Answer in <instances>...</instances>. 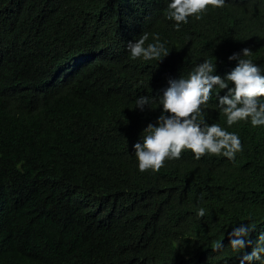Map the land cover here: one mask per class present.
<instances>
[{"label": "trees", "instance_id": "16d2710c", "mask_svg": "<svg viewBox=\"0 0 264 264\" xmlns=\"http://www.w3.org/2000/svg\"><path fill=\"white\" fill-rule=\"evenodd\" d=\"M143 1L0 0V264H240L227 234L264 233V125L228 126L227 90L201 118L238 135L233 160L185 150L141 173L133 147L169 80L205 60L224 80L247 48L264 76V0H226L179 31ZM144 33L180 57L132 59ZM140 96L156 100L141 111Z\"/></svg>", "mask_w": 264, "mask_h": 264}, {"label": "clouds", "instance_id": "9594fccd", "mask_svg": "<svg viewBox=\"0 0 264 264\" xmlns=\"http://www.w3.org/2000/svg\"><path fill=\"white\" fill-rule=\"evenodd\" d=\"M225 3L226 0H144L141 8L146 12L152 11L156 15L168 17L169 25L179 31L189 20H200L202 13L208 9L220 8ZM148 24L152 25L150 22ZM153 39L155 42L148 43L146 47V41L149 40L147 33L134 42H128L131 58L162 61L161 57H180L175 43L170 42L164 46L158 36ZM190 51L193 55L191 46ZM251 54L245 48L242 54L234 53L229 56V61L237 60L238 66L224 80L213 75L215 64L209 60L198 64L187 79L169 80V87L159 100L161 115L155 125L149 124L144 129L142 143L133 146L141 173L148 170L158 172L165 160L179 159L185 150L192 152L196 160L206 154L222 155L228 160L235 158L236 153L242 150L238 135L223 130L218 124L207 125L201 118V106L207 104L213 89L218 87L220 90H227L223 96L217 93V98L218 107L226 116L228 126L249 118L253 127L264 125V103H260L258 99L264 97V76L256 64L244 58ZM173 76L179 78L181 74L173 72ZM229 84L233 87L229 88ZM155 100L140 96L135 101V108L143 111L145 106ZM198 215L203 217L205 210L199 209ZM252 231L248 225H239L227 234L233 250H245L239 258L240 264H252L253 261L264 264V233L253 242ZM250 247L251 251H246Z\"/></svg>", "mask_w": 264, "mask_h": 264}]
</instances>
